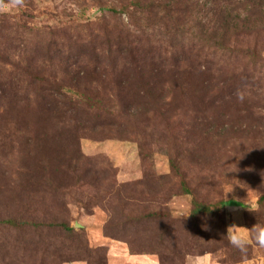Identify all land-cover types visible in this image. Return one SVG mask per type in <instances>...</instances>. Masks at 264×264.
<instances>
[{
	"label": "trees",
	"instance_id": "obj_1",
	"mask_svg": "<svg viewBox=\"0 0 264 264\" xmlns=\"http://www.w3.org/2000/svg\"><path fill=\"white\" fill-rule=\"evenodd\" d=\"M31 1L23 0L20 6H28ZM90 1H96V8L103 12V15L88 18L82 27L86 33L80 36L94 32L96 24L100 29L103 28L107 23L106 14L111 17H121L125 14L130 21L127 24L119 23L115 33L104 29L101 37L103 47H85L56 56L58 64L56 71L52 69L53 56L47 50L45 56L39 58L43 64H38L36 62L38 59L24 56L23 51L16 59L10 60L0 56L1 63L10 65L9 70L0 69L2 87L0 97L5 95V90L10 87L15 99L19 102L26 101L25 106L31 108L27 100L38 99V95L43 93L46 100L56 109L55 112L60 115L77 105H84L87 110L101 111L102 118L107 115L108 118L117 117L119 120L126 118L120 115H127L130 111L132 113V108L133 113L134 111L141 113L143 110L141 104L148 102L147 99L150 97L151 108L146 106L144 112L152 110L157 116L162 114L166 122L164 110L169 102H173V98L177 99L175 95L190 93L202 98L205 110L179 108L178 115L186 117L187 122L180 131L177 130L176 134L171 135L175 142L168 159L171 175L174 178L177 176V182H173V178L168 180L154 174L149 164L151 152L143 151L140 145L137 147V153L142 156L139 158L142 176L133 182H120L115 178L118 169L98 166L96 160H106V157L84 153L76 136L87 131L84 136L92 141L128 140L127 137H117L118 134L125 135L126 131H121L112 124L105 126L97 124L95 128L85 125L82 130L75 127L70 132V136L76 138L66 146L67 155L63 158L73 189L58 192L62 193V196H71L70 201L83 208L84 213L88 215L92 214L96 207L103 208L107 215L102 225L103 235L121 240L120 242L126 244L128 253L135 255L149 253L147 248L150 246L142 241L139 245L144 248L134 249L138 247L135 245L137 237L129 232L130 227L140 226L145 230L149 229L148 234L153 232V221L173 224L176 220L170 216L166 204H160L161 195L155 194L154 197L151 194V185L162 187L166 192L169 183L171 187L177 183L176 191L181 190L182 193L190 195L191 213L188 217L192 220L191 235H195V240L191 241L188 248L180 252L181 262L186 264L188 256L206 253L217 258L218 252L232 259V264L252 258L256 249L261 248L252 242L249 243L245 254L233 248L228 243L226 226L221 219V214L228 206L241 207L242 202L232 196L214 198L216 195L211 194V188L207 185L216 188L213 175L215 173L207 179L209 183L202 176L190 179L186 175L187 169L206 166L191 162V158L187 161L183 157L189 152L184 144L186 142L192 147L206 146V153L216 150L230 151L236 155L237 147L231 144L226 126L216 125L213 128L206 124L215 110L224 107L219 106L222 102L236 101L235 109L238 115L254 109L260 111L264 109V0ZM129 25L142 35L146 34V38L141 39L132 34ZM66 34L67 39H75L71 34ZM52 44L54 41L48 39L45 47L50 48ZM109 74L113 75L111 79L113 82L99 80L107 79ZM26 81L29 83L40 81L46 86L41 88L40 92L26 90L22 87ZM133 91L141 93V101L133 102ZM34 114L38 120L44 115L43 112L36 110ZM261 114L264 116V113ZM130 123H133V120H130ZM227 125L232 128L236 126L234 122ZM42 127L30 126V130L24 127L27 135L26 138L20 136L21 140L16 142L18 153L23 151L26 157H37L39 151H42L43 147H48L50 143L58 146L56 137L41 135ZM195 127L198 129L196 132L193 131ZM187 134L192 136L189 137ZM260 141H264L263 135L260 136ZM255 155H258L261 164H264V147L255 150ZM221 178L228 180L230 176L225 175ZM244 179L246 178H239L241 181ZM49 183L46 186L47 190L53 192L56 188L55 181L50 180ZM227 183L233 184L232 181ZM256 192L259 211L243 210V220L248 228L253 225H264V183L256 188ZM75 193H79V196ZM35 196L27 194L22 196L24 200H28L29 205L24 215L0 213V225L18 231L32 229L39 232L58 227L67 236L74 237L77 249L81 250L75 251L77 255L73 261L107 264V248L91 245L84 232V226L79 225L77 221L75 226L70 225V220L74 219L65 200H51L58 207V213H55L49 211L48 200L46 206L31 209V197L39 203L41 201ZM212 217L221 219V228L206 229L201 225L204 218ZM145 223L151 224L145 227ZM161 226L162 224H155L154 231H158L156 227ZM75 227H78L79 231ZM41 244L43 247L38 248L37 253L35 251V257L39 258L37 264H54L46 255L49 247L45 243ZM221 257L218 258L220 260L216 259L220 264L225 259ZM63 262L69 263L65 260ZM158 262L164 264L161 260Z\"/></svg>",
	"mask_w": 264,
	"mask_h": 264
},
{
	"label": "rangeland",
	"instance_id": "obj_2",
	"mask_svg": "<svg viewBox=\"0 0 264 264\" xmlns=\"http://www.w3.org/2000/svg\"><path fill=\"white\" fill-rule=\"evenodd\" d=\"M95 2L90 0L86 2L81 0H32L28 6H20L10 1H0V56L10 60L16 59L19 57L18 54L23 51L24 56L38 59L36 62L43 64L39 58L45 56L47 50L53 56L52 69L56 71L58 70L56 56L85 47H103L104 42L101 37L104 29L115 33L119 23L127 24L130 20L125 14H122L121 17H111L106 14L107 23L103 28L100 29L96 24L94 32L80 36L86 33L82 27L88 18L93 19L95 16L103 15V12L96 8ZM129 29L132 34L137 35L136 37L146 38V34L142 35L131 25H129ZM66 33L71 34L75 39H67ZM48 39L54 41L50 48L45 47ZM0 69L9 70L10 65L0 62ZM48 69L51 71L50 68ZM111 79H113L112 74H109L107 79L99 78V80L113 82ZM45 86L40 81H31L30 83L26 81L22 85L26 90L38 92ZM10 91L9 87L8 90H5V95L0 97V213L12 212L13 215H24L25 210L29 208L28 200L22 198L26 194L33 197L36 195L35 198L41 200L39 203L31 197V209L34 208V210L46 206L48 200L50 202L49 211L58 213V207L51 200H65L71 217L74 219L70 220V225L75 226L77 221L79 225L84 226V232L91 245L107 248V264H159V260L164 264H184L181 262L179 254L188 248L192 240H195V235H191L193 227L190 217L181 215V213L189 211L190 195L182 193L181 190L176 191L177 183L172 187L169 183V189L166 192L162 187L151 185V194L154 197L155 194L161 195L159 197L160 204L165 203L170 216L176 220L173 224L153 221V232L148 234L147 230L149 229L145 230L140 226L130 227L129 232L134 233L137 237L135 245L137 244L138 247L134 249L144 248L139 245L142 241L150 246L147 248L149 253L135 255L128 253L126 244L120 242L121 240L103 235L102 225L107 219L103 208L96 207L94 212L88 215L84 213L83 208L77 207L70 201L71 196H62V193L58 191L73 189L63 158L67 155L65 154L66 146H69L71 140L76 137L79 138V144L84 153L106 157V160H96L98 166L118 169L115 178L120 182H133L142 176V164L140 165L139 159L142 156L137 153L138 145L143 148V151L151 152L149 164L154 174L161 178H168V180L173 178V182H177V176L174 178L171 175L168 161L175 142L171 135L176 134L177 130L180 131L187 122L186 117L178 115L179 108L205 110V104L201 97L190 93L175 95L177 99L173 98V102H169L164 110V115H166V122H164L162 114L157 116V113L152 110L144 112L146 106L151 108L149 99L152 100V98L150 97L147 99L148 102L141 104L143 107L141 113H138L139 111L133 113L132 108V113L130 111L127 115H120V117L126 118L119 120L117 117L108 118L107 115L102 118L101 111L87 110L84 105H77L61 116L55 112L56 109L51 106L50 101L46 100L43 93L38 95L39 100L37 98L27 100L31 106V108H27L26 101L19 102ZM138 93L133 91V102L141 101V93ZM235 105L236 101L232 100L222 102L219 106L224 107L215 110L206 124H210L213 128L216 125L224 124L223 126H226L231 144L237 147L236 155L230 151L216 150L206 153V146L192 147L186 142L184 144L189 152L185 153L183 157L187 161L191 158V162L206 166L199 169L198 167L187 169L188 178L198 179L202 176L209 183L207 179H210L211 174L215 173L213 175H215L216 188L207 185L211 188V194L216 195L214 198L232 196L242 202L241 207L228 206L227 210L221 214L226 232L230 226L248 228L243 220V210L250 211L249 209L257 206L256 188L264 183V164H261L258 155H255V150L264 147V141H260V136H264V116L261 114L264 113V109L261 111L254 109L251 112L247 111L238 115ZM35 110L43 112L44 115L40 116L41 119H36ZM130 120H133V123H130ZM229 122H234L235 128L228 126ZM97 124L116 125L121 131H126L125 135L118 134L117 137L129 139L92 141L84 136L87 131H83L76 137L70 136V132L75 127L82 130L85 125L95 128ZM30 126L35 128L43 126L41 135L56 137L58 146L50 143L48 147H43L42 151H39L37 157H26L23 151L18 153L16 142L21 140L20 136L26 138L27 133L24 132V127L30 130ZM197 130L196 127L193 129L194 132ZM187 136L191 137L192 135L187 134ZM42 159L43 161H40ZM235 167L236 171H229ZM83 170L85 171V167ZM220 174L222 177L229 175L230 178L225 180L221 178ZM239 178L246 179L241 181ZM50 180L55 181L56 188L53 189V192L47 190L48 187H46L50 184ZM231 181L233 184L227 183ZM231 187L233 191L225 197V191ZM75 194L79 196V193ZM221 219L204 218L201 225L206 229L221 228ZM149 224L145 223L144 226L147 227ZM155 224H162L161 227H156L158 231H154ZM75 229L79 231L78 227ZM41 243H45L49 247L46 255L49 256L50 261L53 260L54 264H61L64 260L69 261V263L63 262L64 264L80 262L73 261L77 255L75 251H81L77 249L74 237L67 236L58 227L39 232L32 229L18 231L0 225V264H37L39 258L35 257V251L37 253V249L43 247ZM218 255L217 258L208 253L194 257L188 256L186 264H220L216 259L223 254L218 252ZM221 258H225L222 259L223 261L221 260V264H232V259L226 258L224 255ZM236 264H264V250L257 248L252 258Z\"/></svg>",
	"mask_w": 264,
	"mask_h": 264
},
{
	"label": "clouds",
	"instance_id": "obj_3",
	"mask_svg": "<svg viewBox=\"0 0 264 264\" xmlns=\"http://www.w3.org/2000/svg\"><path fill=\"white\" fill-rule=\"evenodd\" d=\"M15 5H21L23 0H13ZM230 169L229 171H236ZM233 188L226 190L224 195L232 192ZM252 212L259 211V205L249 209ZM191 212L187 211L181 213L182 217H187ZM228 243L235 249L239 250L242 254L247 252L249 243H255L259 248L264 249V225H253L251 228H245L240 226H230L226 234Z\"/></svg>",
	"mask_w": 264,
	"mask_h": 264
},
{
	"label": "crops",
	"instance_id": "obj_4",
	"mask_svg": "<svg viewBox=\"0 0 264 264\" xmlns=\"http://www.w3.org/2000/svg\"><path fill=\"white\" fill-rule=\"evenodd\" d=\"M72 264H85L84 262H71Z\"/></svg>",
	"mask_w": 264,
	"mask_h": 264
}]
</instances>
